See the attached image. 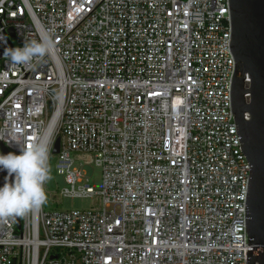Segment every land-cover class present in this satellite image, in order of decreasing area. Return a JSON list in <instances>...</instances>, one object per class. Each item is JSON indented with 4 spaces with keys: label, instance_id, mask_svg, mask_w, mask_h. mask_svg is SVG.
I'll use <instances>...</instances> for the list:
<instances>
[{
    "label": "built area",
    "instance_id": "1",
    "mask_svg": "<svg viewBox=\"0 0 264 264\" xmlns=\"http://www.w3.org/2000/svg\"><path fill=\"white\" fill-rule=\"evenodd\" d=\"M230 39L228 0H0V143L59 139V195L100 200L0 219V264H247Z\"/></svg>",
    "mask_w": 264,
    "mask_h": 264
},
{
    "label": "water",
    "instance_id": "2",
    "mask_svg": "<svg viewBox=\"0 0 264 264\" xmlns=\"http://www.w3.org/2000/svg\"><path fill=\"white\" fill-rule=\"evenodd\" d=\"M231 18L230 52L234 59L231 111L249 176L245 200L247 264H264V0H228ZM57 139L52 155L59 153ZM0 152L10 151L0 143ZM6 171H0V186ZM11 178H9V181ZM16 228L21 216L13 217Z\"/></svg>",
    "mask_w": 264,
    "mask_h": 264
},
{
    "label": "clouds",
    "instance_id": "3",
    "mask_svg": "<svg viewBox=\"0 0 264 264\" xmlns=\"http://www.w3.org/2000/svg\"><path fill=\"white\" fill-rule=\"evenodd\" d=\"M46 52L43 43H32L10 49L6 55L12 62L24 64ZM48 159V146L39 142L21 149L20 154L0 153V171L7 173L5 182L0 186V219L23 216L45 204V184L50 179Z\"/></svg>",
    "mask_w": 264,
    "mask_h": 264
},
{
    "label": "rangeland",
    "instance_id": "4",
    "mask_svg": "<svg viewBox=\"0 0 264 264\" xmlns=\"http://www.w3.org/2000/svg\"><path fill=\"white\" fill-rule=\"evenodd\" d=\"M75 160L80 162L84 178L88 179L91 187L99 191L101 189V171L96 168L88 157H76ZM56 156L49 157L48 167L50 179L45 184L47 199L42 206L44 212L51 213L55 211H73V210H89L98 209L100 200L98 197L93 198H63L59 195V191L66 186L62 176L56 173Z\"/></svg>",
    "mask_w": 264,
    "mask_h": 264
}]
</instances>
